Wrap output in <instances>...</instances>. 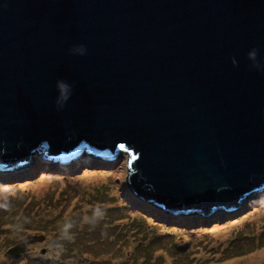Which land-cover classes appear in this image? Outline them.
Listing matches in <instances>:
<instances>
[{
    "label": "water",
    "instance_id": "obj_1",
    "mask_svg": "<svg viewBox=\"0 0 264 264\" xmlns=\"http://www.w3.org/2000/svg\"><path fill=\"white\" fill-rule=\"evenodd\" d=\"M84 147L128 151L166 209L240 207L264 187V0H0V169Z\"/></svg>",
    "mask_w": 264,
    "mask_h": 264
},
{
    "label": "rangeland",
    "instance_id": "obj_2",
    "mask_svg": "<svg viewBox=\"0 0 264 264\" xmlns=\"http://www.w3.org/2000/svg\"><path fill=\"white\" fill-rule=\"evenodd\" d=\"M38 153L25 176L0 173V264H264V187L235 210L175 213L135 193L126 150Z\"/></svg>",
    "mask_w": 264,
    "mask_h": 264
},
{
    "label": "trees",
    "instance_id": "obj_3",
    "mask_svg": "<svg viewBox=\"0 0 264 264\" xmlns=\"http://www.w3.org/2000/svg\"><path fill=\"white\" fill-rule=\"evenodd\" d=\"M43 151V149L42 148H40V149H38V151ZM84 151H90V152H92V153H94V157L95 158H98V159H104V158H106V156H103V155H101V154H99V153H96V152H94V151H91V150H88L86 147H84L78 154H75L74 156H72V157H70V158H72V159H74V158H78L79 156H81V154L84 152ZM44 152V151H43ZM58 158V157H57ZM115 159V158H114ZM63 160H65V159H63ZM29 163V161L26 163V164H28ZM10 170H13V168H8V169H0V172H3V173H6L7 171H10ZM161 206V205H160ZM163 208H165L164 206H162ZM217 208V207H216ZM166 209V208H165ZM166 210H169V211H173V210H170V209H166ZM173 212H175V213H177V211H173ZM178 212H181V211H178Z\"/></svg>",
    "mask_w": 264,
    "mask_h": 264
},
{
    "label": "clouds",
    "instance_id": "obj_4",
    "mask_svg": "<svg viewBox=\"0 0 264 264\" xmlns=\"http://www.w3.org/2000/svg\"><path fill=\"white\" fill-rule=\"evenodd\" d=\"M251 55L253 56V57H255V52H253V53H251ZM60 87L63 89L64 87H65V85H63L62 83L60 84ZM43 156H46V155H43ZM89 159V158H88ZM98 159V158H97ZM76 161L77 160H79L78 158H76L75 159ZM98 160H100V161H103V162H107L108 160H114L113 158H111V157H108V158H104V159H98ZM26 165H30V162L28 163V164H26ZM27 167V166H26ZM26 167H23L21 170H18V171H12V170H10V171H7L5 174H14V173H19V172H21V173H24L25 171V169H26Z\"/></svg>",
    "mask_w": 264,
    "mask_h": 264
},
{
    "label": "bare ground",
    "instance_id": "obj_5",
    "mask_svg": "<svg viewBox=\"0 0 264 264\" xmlns=\"http://www.w3.org/2000/svg\"><path fill=\"white\" fill-rule=\"evenodd\" d=\"M89 159H93L94 161H98V159L97 158H89ZM0 173H3V172H0ZM20 174H19V177H23V176H25L26 175V173L24 172V173H21V172H19ZM42 184H43V182H41V181H39L38 183H37V187L38 188H41V186H42ZM249 199V196H248V198H247V200ZM262 261V260H261Z\"/></svg>",
    "mask_w": 264,
    "mask_h": 264
}]
</instances>
